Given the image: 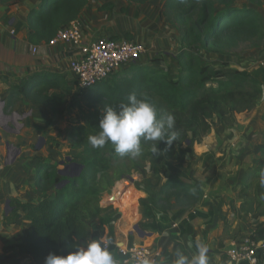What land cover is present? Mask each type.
I'll return each mask as SVG.
<instances>
[{
	"label": "rangeland",
	"instance_id": "obj_1",
	"mask_svg": "<svg viewBox=\"0 0 264 264\" xmlns=\"http://www.w3.org/2000/svg\"><path fill=\"white\" fill-rule=\"evenodd\" d=\"M24 1V5L16 12L21 19H25L30 10L26 9V6L31 0ZM163 1L152 0L143 5H135L124 0H89L82 11L83 14L79 16V22L86 36L93 38L110 36L143 44L144 53L136 64L162 67L168 75L174 76L178 67L180 33L169 19L160 14ZM106 3L113 5L111 10H99ZM5 6L10 8L15 5ZM232 7L255 8L264 18V2L256 4L249 0H232ZM223 8L222 4L216 5L217 10ZM19 22L4 23L9 37L15 36L21 25ZM11 30L14 31L13 35L10 34ZM201 55L202 63L208 65L211 70L225 73L226 76L233 74L235 70L245 72L260 83L263 91L256 107L250 112H243L245 118L253 119L255 122L253 127L247 128L248 130L242 134L247 145L240 144L237 157L230 153L229 158L224 162L222 160V164L219 163L217 166L220 170L215 172L218 178L214 186L219 188L211 190L208 185L209 189L206 190L207 182L202 181V174H197L203 169L201 167L205 166L204 161L209 162L207 158L204 159L201 147L196 145L198 141L190 146L183 144L178 147L175 158L165 162L162 160L160 150L157 149L158 154H153L152 148L141 145L142 154L139 157H121L116 153L109 157L110 168L107 177L117 180L110 191L103 195L100 204L109 203L112 209L107 214L88 221L92 234L104 232L110 240L113 236H121L126 237L129 242L134 240L135 234L131 236L130 231H133V226L137 224L143 231L151 233L149 237L142 239L141 244L157 253V260L161 257L166 258L168 264L174 259L177 248L190 256L192 248L189 244L195 240H202L208 246L210 264L219 260L221 252L226 250L231 240H237L251 231L258 232L264 227V208L256 213H241L238 198L245 170L255 169L264 159V146H261L263 147L261 150L258 149V145L264 142V39L258 44L239 43L225 53L209 55L203 52ZM129 65L117 72L125 73ZM38 68L40 71L53 70L51 66L41 64ZM33 69L34 67H31L25 72H17L18 74L0 73V102L3 103L0 105V183L3 180H15L12 196L20 195L27 201L38 199L40 195L33 186L40 165L51 164L64 172L67 163H79L88 155V149L93 148L88 142L90 135L83 140L72 136V132H76L83 125V114L87 107L83 91L77 89L73 77L69 74L64 76L69 86L68 99L70 103L73 100L81 101L82 107L67 104L60 108H51L33 105L18 97L12 107L4 110L5 98L14 88L16 81L29 75L26 73ZM105 84L99 82L91 90L97 92ZM209 85L216 86V83ZM224 126L225 124H219L217 120L212 122V128L217 131H221ZM7 143L11 145L9 148L6 146ZM107 146V150L113 147L111 143H107ZM253 146H256L255 151L251 149ZM17 147L20 148L19 151ZM14 174L15 178H10ZM121 174L123 175L120 177ZM62 175L65 178L69 177L66 173ZM262 178L264 180V177ZM172 179L192 183L198 187L200 197L197 203L191 206H178L173 203V207L168 209L155 204L161 185ZM128 189L134 191L135 212L137 209L140 211V215L136 214L137 216H131L132 218L129 204H124L123 207L121 204L123 199H117L119 193L120 197L121 194L128 193ZM132 197L131 192L129 203L133 206ZM6 199L8 195H3L0 201L2 221L5 219Z\"/></svg>",
	"mask_w": 264,
	"mask_h": 264
},
{
	"label": "trees",
	"instance_id": "obj_2",
	"mask_svg": "<svg viewBox=\"0 0 264 264\" xmlns=\"http://www.w3.org/2000/svg\"><path fill=\"white\" fill-rule=\"evenodd\" d=\"M19 1L0 0V4L15 5ZM124 1L143 5L152 0ZM249 1L256 4L264 2ZM88 3L89 0H41L26 15L28 42L33 46L48 44L58 30L79 18ZM217 4H222L224 8L217 10ZM112 6L106 3L99 10H111ZM160 14L169 19L180 33L177 74L170 76L162 67L132 63L125 73L116 72L102 80L106 84L97 92L91 88L98 83L83 90L87 110L83 114V125L72 132L73 137L83 140L86 136L97 134L105 107L126 103L127 96L132 92L138 97L145 94L156 106L159 117L169 113L175 116V129L179 133L177 140L171 145L164 141L157 144L165 162L175 158L178 147L183 144L190 146L206 136L214 120L232 126L236 114L250 112L256 107L263 92L257 80L239 70L228 76L213 71L202 63L201 55L203 52L209 55L225 53L239 43L261 42L264 39V18L255 8H234L232 0H164ZM67 82L57 72L34 71L16 81L5 98L4 110L12 107L18 97L30 104L51 108L67 104L82 107L81 101L70 103ZM213 83L216 86L209 85ZM155 143L141 140V145L148 148ZM107 147L106 144L102 148L88 149V155L77 163L82 166L81 170L67 178L54 165H40L33 182L35 190L40 193L37 201H9L10 211L5 216L4 225L14 224L22 215L30 225V232L15 245L20 257H30L34 264H44L49 252H66L68 245L91 238L88 221L112 209L110 204H100L103 195L117 180L107 177L110 168L108 160L115 153L113 147L109 150ZM262 171L264 159L255 169L245 170L238 191L241 213L263 210ZM65 180L68 181L60 184ZM58 184L60 186L56 187ZM199 197V189L194 184L172 179L161 185L155 204L165 209L172 208L173 203L191 206L197 203ZM257 236L264 238V227Z\"/></svg>",
	"mask_w": 264,
	"mask_h": 264
},
{
	"label": "crops",
	"instance_id": "obj_3",
	"mask_svg": "<svg viewBox=\"0 0 264 264\" xmlns=\"http://www.w3.org/2000/svg\"><path fill=\"white\" fill-rule=\"evenodd\" d=\"M40 1L41 0H31V2L28 3V6H26V9H32L36 7L40 3ZM24 2H25L24 0H21L17 4H15L14 7H10V8H8V6L6 7L5 5L0 4V73L9 75L8 72L20 73V72H25V70L31 69V67L32 68L34 67L33 70H30L28 73H26V74H31L34 71L39 70L38 67L41 64V66L48 65L51 66L52 68L54 65L56 68L54 67L53 70H51L52 72H57L63 76L65 75L68 76V74L70 75L68 63L72 55H70V52L67 50L65 46L60 45L53 48V47H48L45 43H42L39 45V50L36 54L31 53L30 51L31 44L28 42L29 30L26 25V18L21 19L18 17V14H16V12L19 11L18 8H21L24 5ZM79 19L80 17L77 20ZM6 21L9 22L10 24L20 21L19 23L21 25L18 27L15 36L9 37L7 35V28L4 25ZM87 36L90 39L93 37L89 35ZM254 123L255 122L253 121V119L245 118L243 113H239L235 115L234 125L232 126L225 125L221 131H217L214 128H212L206 134V136L203 137L201 142L198 141L199 143H197L196 145H199V147H201L202 150L201 152L203 154L204 159L207 158L206 160L209 161L207 163L206 161H204L206 167L205 166L201 167L204 170L202 169L201 172L198 171L197 173V174L199 173L202 174L203 176L202 181L207 182L206 190L209 188H211V190L219 188L214 186L215 184L214 182L217 181L216 179L218 178V176L215 175V172L216 171L218 172L220 170L217 167L218 164L219 163L222 164L221 162L222 160L223 162L224 160L226 161L227 158H229L230 153H234L235 157H237V155L239 154V151H237V149L241 148L240 144L241 145L244 144L245 146L247 145L244 143L246 140L242 137V134L247 128L249 129L250 127H253ZM261 146H264V142H262L261 145H258L259 150L263 148ZM17 148L19 151L20 148L19 147ZM251 149L252 151H255L256 146H253ZM199 165L200 163L198 164V166ZM242 167L243 166H241L240 169H242ZM10 178L14 179L15 174L13 175V177ZM202 183L205 184V182ZM15 184H16L15 180H6V181L3 180L0 183V201L2 200L3 195L4 196L8 195V199H6L5 202L7 200L10 201L11 199H14L22 203L27 201L26 198H24L23 196L21 197L20 195L16 197L12 196ZM208 185L209 188L207 187ZM132 194L133 197L131 200L134 207L136 208V202L134 200L133 190H132ZM36 201L37 199L30 200L27 202H36ZM108 204L109 203H105L101 205L106 206ZM195 212L196 210L194 211V213ZM136 214L140 215V211L138 209L136 211ZM9 229L11 230L9 231ZM29 232H30L29 221L24 218V215H22L20 219H18L14 224H12V227L10 228L9 226L8 227L4 226V220L3 221L0 220V264H34L33 260L30 257H20L18 255L17 248L15 247V245L19 244ZM130 233L132 234L130 235L133 236L134 230L130 231ZM146 233L147 235L143 237H140L139 235H136V237L133 236L134 239L133 241L135 242V238H136L141 241L140 243H142V239L144 237H149L151 235V233L148 232ZM106 234L107 233L104 232L100 234L94 232V234H92L90 239L103 237L105 240L110 241L111 243L109 244V250L112 252L114 258L118 261L119 256L116 250L117 246L130 242L127 240L126 237H121V236H113L112 239L110 240L106 237ZM118 264H120L119 261Z\"/></svg>",
	"mask_w": 264,
	"mask_h": 264
},
{
	"label": "clouds",
	"instance_id": "obj_4",
	"mask_svg": "<svg viewBox=\"0 0 264 264\" xmlns=\"http://www.w3.org/2000/svg\"><path fill=\"white\" fill-rule=\"evenodd\" d=\"M175 116L171 113L158 116L156 106L145 94L137 96L129 93L127 102L118 106L103 109L99 119V132L88 137L93 148H102L111 143L114 151L121 157L136 158L142 154L141 140L155 141L153 154H158L157 144L160 141L171 145L179 133L175 129ZM264 177V171L261 172ZM111 242L103 237L83 240L67 246L66 252H49L44 264H118L109 250ZM191 255L177 248L171 264H209L208 246L202 240L190 241ZM133 264H168L166 258L159 260L141 257Z\"/></svg>",
	"mask_w": 264,
	"mask_h": 264
},
{
	"label": "built area",
	"instance_id": "obj_5",
	"mask_svg": "<svg viewBox=\"0 0 264 264\" xmlns=\"http://www.w3.org/2000/svg\"><path fill=\"white\" fill-rule=\"evenodd\" d=\"M13 35L14 31L11 30ZM48 47L63 45L70 52L69 72L78 90H85L107 79L120 68L138 62L144 53V45L122 38L101 36L88 38L79 20H74L58 30L46 44ZM39 46H30L36 54ZM257 231L231 240L222 256L210 264H264V238ZM120 264H133L141 257L156 259L157 253L150 247L131 241L117 246Z\"/></svg>",
	"mask_w": 264,
	"mask_h": 264
},
{
	"label": "water",
	"instance_id": "obj_6",
	"mask_svg": "<svg viewBox=\"0 0 264 264\" xmlns=\"http://www.w3.org/2000/svg\"><path fill=\"white\" fill-rule=\"evenodd\" d=\"M2 104H3V103H1V105H2ZM41 142H42V141H41ZM186 143H188V142H186ZM6 146H8V148H9V146H11V145H10L9 143H7ZM15 154H16V153H15ZM72 165H73V166H76V167L78 168V172H79V171L81 170V168H82V166L79 165V164H77V163H72ZM59 173H60V174H63L61 171H59ZM67 181H68V180L62 181V183H60V184H64V183L67 182ZM60 184L56 185V187H59ZM4 211H5V215H7L8 212L10 211L9 200H7L6 203H5ZM133 230H134V234H135V235H139L140 237H143V236L147 235V233H146L145 231H143L142 229H140L138 225H134ZM135 235H134V236H135ZM135 242H136V243H140L141 241H140L139 239H135Z\"/></svg>",
	"mask_w": 264,
	"mask_h": 264
},
{
	"label": "bare ground",
	"instance_id": "obj_7",
	"mask_svg": "<svg viewBox=\"0 0 264 264\" xmlns=\"http://www.w3.org/2000/svg\"><path fill=\"white\" fill-rule=\"evenodd\" d=\"M129 191H128V193H125L124 195H122L121 194V196L119 197V194L117 195L118 196V198H117V196L115 197V198H117L118 200H121V199H123L122 201H121V204L123 205V207H124V204H129V210H130V217L131 216H137L136 215V212H135V207H134V205L132 206L130 203H129V198H130V196H131V192H132V189H128ZM125 192V191H124ZM132 218V217H131ZM132 220V219H131ZM144 245V244H143ZM145 246V245H144Z\"/></svg>",
	"mask_w": 264,
	"mask_h": 264
},
{
	"label": "flooded vegetation",
	"instance_id": "obj_8",
	"mask_svg": "<svg viewBox=\"0 0 264 264\" xmlns=\"http://www.w3.org/2000/svg\"><path fill=\"white\" fill-rule=\"evenodd\" d=\"M0 105H1V102H0ZM68 165L67 168H66V171L62 172L61 170L58 169V171H61L62 173H66L68 175H73L77 172L78 168L76 166H73L72 165V162H69L67 163ZM67 169H70V171H68Z\"/></svg>",
	"mask_w": 264,
	"mask_h": 264
}]
</instances>
